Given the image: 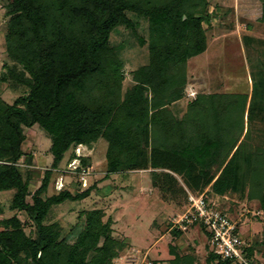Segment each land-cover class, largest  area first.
Instances as JSON below:
<instances>
[{"label": "trees", "instance_id": "16d2710c", "mask_svg": "<svg viewBox=\"0 0 264 264\" xmlns=\"http://www.w3.org/2000/svg\"><path fill=\"white\" fill-rule=\"evenodd\" d=\"M207 5V0H12L6 39L13 65H5L9 75L0 84L17 83L28 94L13 104L0 94V193L14 191L11 210L26 213L34 228L28 234L16 215L0 220V264H112L119 251L128 248L113 237L103 211L84 212L72 243L60 224L46 223L54 207L91 196L95 187L74 193V185L52 197L46 194L65 154L101 139L109 145V175L133 164L136 170H152L157 187L159 171L166 172V178L182 186L186 199L187 190L201 194L209 188L224 197L244 193L251 184L250 197L257 196L264 211V166L252 163L251 150L245 151L243 142L238 146L237 140H229L230 96L200 97L189 105L190 116L182 121L188 122V139L180 135L182 128L168 109L182 99L187 62L206 50L203 25L214 17ZM128 13L149 22L150 61L134 73V86L121 96L123 65L110 40L118 27L136 34ZM247 117L253 118L252 112ZM35 125L50 136L54 160L31 196L32 179H24L20 162L30 163V154L23 150L24 128ZM153 133L161 134L169 146L154 144ZM142 141L145 148L138 159L134 155ZM89 158H80L82 168L90 166ZM253 250L247 248V256L258 260ZM216 260L210 253L208 264H234ZM193 262L177 255L173 264Z\"/></svg>", "mask_w": 264, "mask_h": 264}, {"label": "rangeland", "instance_id": "374dc122", "mask_svg": "<svg viewBox=\"0 0 264 264\" xmlns=\"http://www.w3.org/2000/svg\"><path fill=\"white\" fill-rule=\"evenodd\" d=\"M207 2V11L214 17L203 25L207 36L206 50L187 62L182 99L172 103L168 109L176 121L175 124L182 128L180 135H185L183 138L188 139V122L182 121L188 119L189 105L200 97L228 94V103L232 107L228 116L231 119L230 125L233 126L229 140H237L238 146L243 142L247 148L245 151L251 150L252 163L256 165L257 162L264 166V0ZM11 3L12 0H0V81L9 75V69L5 65H13L8 60L9 41L6 39ZM128 16L135 25L136 34L127 27H118L111 34L110 40L117 61L123 65L121 96L134 86V73L150 61L149 22L133 13H128ZM0 94L5 102L13 104L18 98L27 95L28 89L17 83L9 86L0 84ZM149 96L151 97L150 94ZM249 111L253 115L251 119L247 117ZM247 131L249 133L246 137ZM24 134L26 141L23 150L30 154V163L28 161L26 165L25 161H21L20 168L23 170L24 179L31 176L32 196L40 188L45 173L52 169V142L50 136L37 125L24 128ZM160 135L153 133V143L167 148L169 145ZM176 140L178 139H173L174 142ZM144 143L142 141L139 145L135 158L145 148ZM108 150V143L101 139L90 148L77 146L65 154L59 169L53 172L46 197L56 195L64 185H74V193L75 190H84L91 186L95 188L86 200L66 202L54 207L46 223L60 224L64 236L72 243L77 236L73 234L75 227L80 230V225H83L84 212L103 211L105 222H109L112 228L113 237L128 244V248L119 251V256L112 264H173L177 255L192 259L193 264H208L209 255L213 251L207 231L197 226L179 237L172 232V217L188 208L182 186L176 184L175 180L172 181V178H166V172L159 171L162 178L156 187L153 171L136 170L138 166L133 164L128 166L130 168L109 175ZM77 154L90 157L92 175L86 188L81 183L79 185L80 178L75 174L78 172H74L81 165L79 161L72 159ZM131 158L130 155L126 160L130 161ZM60 169L62 171L58 172ZM216 172L214 168L213 173ZM250 193L251 184H247L244 193H228L220 197L209 192L208 188L201 194L209 198L208 201L215 210L229 214L240 228L247 248L254 249L252 254L258 260L264 261V211L258 197L251 199ZM13 196L14 191L0 193V220L16 215L25 223V229L30 234L34 226L26 213L14 212L10 208ZM31 196L28 202H31ZM2 230L0 225V231ZM216 263H219L218 257Z\"/></svg>", "mask_w": 264, "mask_h": 264}, {"label": "built area", "instance_id": "2783aa9c", "mask_svg": "<svg viewBox=\"0 0 264 264\" xmlns=\"http://www.w3.org/2000/svg\"><path fill=\"white\" fill-rule=\"evenodd\" d=\"M80 147L82 145L78 146V148ZM80 158L82 156L77 154L75 160L81 163ZM75 170L74 172H78L75 174L80 178L79 182L86 188L88 179L92 175L91 166L82 168L81 164ZM62 188L64 189L65 185ZM187 194L188 208L172 217L170 222L172 231L177 230L184 233L190 228L198 226L209 233L212 251L221 262L264 264V261L250 259L247 256V243L243 240L237 223L232 220L228 213L215 210L211 202L206 200L204 194H195L188 190Z\"/></svg>", "mask_w": 264, "mask_h": 264}]
</instances>
